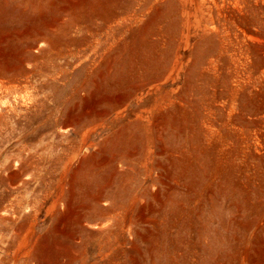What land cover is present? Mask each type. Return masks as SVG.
I'll list each match as a JSON object with an SVG mask.
<instances>
[{
    "label": "rangeland",
    "instance_id": "1",
    "mask_svg": "<svg viewBox=\"0 0 264 264\" xmlns=\"http://www.w3.org/2000/svg\"><path fill=\"white\" fill-rule=\"evenodd\" d=\"M263 49L264 0H0V264H264Z\"/></svg>",
    "mask_w": 264,
    "mask_h": 264
},
{
    "label": "bare ground",
    "instance_id": "2",
    "mask_svg": "<svg viewBox=\"0 0 264 264\" xmlns=\"http://www.w3.org/2000/svg\"><path fill=\"white\" fill-rule=\"evenodd\" d=\"M232 30V29H231ZM238 30V29H237ZM243 34V33H242ZM263 51V53L262 54H264V49L262 50ZM234 53V52H233ZM263 68H264V62H261L260 64H259V66L257 67V69L260 71V72H262V70H263ZM257 70V71H258ZM259 72V73H260Z\"/></svg>",
    "mask_w": 264,
    "mask_h": 264
}]
</instances>
